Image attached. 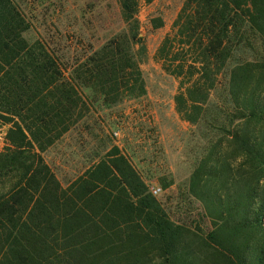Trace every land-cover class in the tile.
I'll use <instances>...</instances> for the list:
<instances>
[{"label":"trees","instance_id":"16d2710c","mask_svg":"<svg viewBox=\"0 0 264 264\" xmlns=\"http://www.w3.org/2000/svg\"><path fill=\"white\" fill-rule=\"evenodd\" d=\"M137 3L120 0L124 28L65 77L23 39L12 0H0V119L12 124L0 152V264H264V0H186L157 52L178 80L186 122L199 123L223 85L225 109L211 128L227 131L242 159L243 188L198 200L209 233L171 222L117 151L67 188L41 157L89 105L145 95ZM205 169L192 180L221 182L217 168Z\"/></svg>","mask_w":264,"mask_h":264},{"label":"rangeland","instance_id":"374dc122","mask_svg":"<svg viewBox=\"0 0 264 264\" xmlns=\"http://www.w3.org/2000/svg\"><path fill=\"white\" fill-rule=\"evenodd\" d=\"M28 29L23 39L40 44L69 76L72 65L101 48L124 28L120 0H12ZM186 0H138L136 19L145 54L140 72L145 95L126 98L110 108L100 103L87 112L41 153L62 188L90 171L108 156L125 158L171 222L199 235L212 230L204 207V197L239 194L242 190V159L229 145L227 131L212 130L213 119L224 111L223 85L211 94L206 114L197 124L183 120L174 99L178 80L165 72L157 52L173 32ZM255 46V45H254ZM246 50L243 57L251 59ZM86 95H89L86 92ZM222 117V116H221ZM12 124L0 119V152L9 146ZM110 158L108 160H114ZM223 164L216 165V162ZM202 164L205 171L218 169L220 183H198L193 173ZM152 189L159 190L156 196ZM264 190V182L261 183ZM220 191V192H219Z\"/></svg>","mask_w":264,"mask_h":264},{"label":"built area","instance_id":"2783aa9c","mask_svg":"<svg viewBox=\"0 0 264 264\" xmlns=\"http://www.w3.org/2000/svg\"><path fill=\"white\" fill-rule=\"evenodd\" d=\"M159 190L152 189L151 194L153 196H156L158 194Z\"/></svg>","mask_w":264,"mask_h":264}]
</instances>
